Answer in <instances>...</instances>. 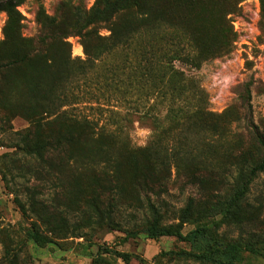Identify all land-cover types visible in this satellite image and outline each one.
I'll return each mask as SVG.
<instances>
[{
    "label": "trees",
    "instance_id": "trees-1",
    "mask_svg": "<svg viewBox=\"0 0 264 264\" xmlns=\"http://www.w3.org/2000/svg\"><path fill=\"white\" fill-rule=\"evenodd\" d=\"M23 1L8 0L0 4V11L7 14L0 40V131H8L10 121L17 116L30 123L28 129L14 132L16 147L27 158L20 169L37 179L46 177L54 189L51 198H43V189L47 187L41 181L32 188L24 186L25 201L15 198L22 215L32 219L24 229L25 239L38 245L57 244L63 238L84 239L88 232L96 233L104 227L121 230L128 237L140 232L150 239L175 236L194 242L202 237L203 227L182 232L183 224L195 218V198L188 197L174 214L178 222H167L171 212L167 207L162 208L165 203L160 196L167 191L172 172L178 179L184 178V184L205 190L206 180L219 182L223 187L231 184L232 179L231 187H235L243 175L255 177L264 171V126L260 128L251 119V82L243 84L239 99L245 128L261 158L249 161L240 153L231 172L221 173L220 180L212 177L214 169L201 157L199 142L192 141L187 132L183 135L185 144L189 141L187 148H168L156 135L144 146L120 148L117 153L113 151L115 142L111 133L104 131L97 119L71 112L78 99L72 88L87 80L104 56L126 48L135 59L140 56L158 62V75L152 74L155 68H145L150 87L158 96L170 95L169 120L183 126L185 112L173 109L175 99L183 94L173 74L177 72L174 62L198 65L197 48L184 33L192 20L191 0H96L88 12L81 13L78 22L50 16L40 7L36 16L40 30L34 37L23 36L20 31L22 16L16 7ZM98 28L106 29L108 34L101 35ZM72 33L80 37L82 59L71 58L66 38ZM137 63L140 65L138 60ZM42 127L47 133L44 138L36 134ZM207 133L201 127L196 135ZM124 159L129 163L128 196L123 185ZM248 183H241L240 190L226 202L225 216L231 222H235L243 207ZM125 208L141 210L143 221L122 226L118 217L123 219ZM71 250L91 257L92 264H108L112 258L127 264L130 259L127 253L112 252L102 246L93 255L89 246L79 241L74 242ZM18 255L5 248L0 264H16ZM175 255L208 264L234 261V256L224 262L211 254Z\"/></svg>",
    "mask_w": 264,
    "mask_h": 264
},
{
    "label": "rangeland",
    "instance_id": "rangeland-1",
    "mask_svg": "<svg viewBox=\"0 0 264 264\" xmlns=\"http://www.w3.org/2000/svg\"><path fill=\"white\" fill-rule=\"evenodd\" d=\"M7 1L0 0V4ZM95 1L24 0L16 7L22 16L21 34L34 37L39 33L36 16L40 7L50 16L78 22L81 13L88 12ZM191 2L192 20L184 33L189 41L192 40V46L197 48L198 65L194 67L174 62L177 72L173 74L183 92L175 99L173 109L185 112L183 126L169 120L170 95L158 96L150 87V77L145 68H155L152 74L158 75V62L137 56L138 65L126 48H119L104 56L87 80L79 81L72 88L78 99L71 112L97 119L99 126L103 125V130L111 133L115 152L120 148L144 146L156 135L166 142L168 148H187L189 141L187 144L183 141V135L187 132L192 141L199 142L201 157L214 169L212 177L220 180L221 173L231 172L234 159L240 153L249 161L261 158L245 128L239 94L243 84L251 82V119L262 128L264 0ZM6 19V12L0 11V40L3 39ZM98 31L101 35L108 34L104 28H98ZM66 41L70 46L71 58H84L78 35L72 33ZM149 110V115L144 114ZM9 124L11 128L8 131H0V258L7 248L19 254L16 264H92L91 257L71 250L74 242L79 241L88 245L93 255L99 246L112 252L127 253L130 255L127 264H208L175 255L180 252L211 254L224 262L234 256L231 264H264V171L255 177L243 175L235 187H231L232 179L231 184L226 183L223 187L219 182L206 180L205 190L184 184V178L178 179L172 172L167 191L160 196L165 203L162 208L167 207L171 212L167 222H178L177 214H174L184 206L188 197L195 198V218L184 223L182 228L183 233L197 227L205 229V234L194 242L182 241L175 236L150 239L144 232L128 237L121 230L107 227L92 234L87 231L89 235L85 240L63 238L57 244L49 245L28 242L24 229L32 219L22 215L15 198L25 201L24 186L32 188L43 182L47 187L43 189L45 199L53 196L54 189L46 177L39 176L37 179L20 169L27 158L16 147L17 136L14 132L28 129L30 123L17 116ZM201 127L208 131L207 135H196ZM212 131L215 132L213 137ZM36 134L44 138L46 129L38 128ZM28 161L31 162L30 159ZM122 164H125L124 193L128 196L131 191L129 163L124 159ZM248 181L243 207L234 218L235 222H231L225 216L226 202L240 190L241 183ZM219 196L221 201H218ZM123 216V219L118 217V220H122V226L143 221L141 210L125 208ZM108 261V264H125L120 259Z\"/></svg>",
    "mask_w": 264,
    "mask_h": 264
}]
</instances>
